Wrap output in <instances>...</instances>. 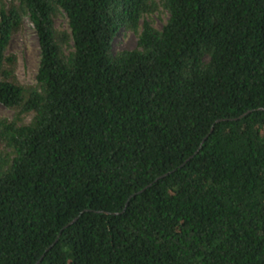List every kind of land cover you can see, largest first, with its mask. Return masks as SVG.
Returning a JSON list of instances; mask_svg holds the SVG:
<instances>
[{"label": "trees", "instance_id": "16d2710c", "mask_svg": "<svg viewBox=\"0 0 264 264\" xmlns=\"http://www.w3.org/2000/svg\"><path fill=\"white\" fill-rule=\"evenodd\" d=\"M0 104V264H264V0H0Z\"/></svg>", "mask_w": 264, "mask_h": 264}, {"label": "rangeland", "instance_id": "374dc122", "mask_svg": "<svg viewBox=\"0 0 264 264\" xmlns=\"http://www.w3.org/2000/svg\"><path fill=\"white\" fill-rule=\"evenodd\" d=\"M168 17L165 10H157L148 16L152 25L160 28ZM57 26L66 27V18L58 15L55 20ZM136 44V35L131 30L121 27L112 42L113 52L133 48ZM8 51L15 52L18 56L17 75L23 83H33L39 61V46L36 34L28 19L24 21L23 29L13 36ZM0 114L10 116L11 112L0 104Z\"/></svg>", "mask_w": 264, "mask_h": 264}, {"label": "water", "instance_id": "95a60500", "mask_svg": "<svg viewBox=\"0 0 264 264\" xmlns=\"http://www.w3.org/2000/svg\"><path fill=\"white\" fill-rule=\"evenodd\" d=\"M259 109H261V108H259ZM250 111H251V110L246 111L245 113L239 115V117L243 116L244 114H246V113H248V112H250ZM239 117H237V118H239ZM237 118H235V119H237ZM220 120H221V119H217V121H220ZM212 130H213V127L210 128L208 134H210ZM208 134L205 135V137L201 140V142H200L198 148L196 149L195 153H193L192 155H190V156H189V157H188V158H187V159H186V160H185L180 166H182L187 160L191 159V157H193V155L196 154V153L198 152V150H199L200 147L202 146L203 142H204L205 139L207 138ZM166 174H168V172H167V173H164V174H162V175H159L154 181H156V180H157L158 178H160V177H163V176L166 175ZM148 185H151V183H149ZM145 188H146V187H144V188L141 189L140 191L144 190ZM140 191H138V192H140ZM132 195H134V194H132ZM132 195H131V196H132ZM126 204H127V203H126ZM126 204H125V205H126ZM76 219H77V217H75L74 219H72L67 225L73 223ZM67 225H65V226H67ZM42 257H43V256H41V257H40V258H39L34 264H38V263L41 261Z\"/></svg>", "mask_w": 264, "mask_h": 264}]
</instances>
